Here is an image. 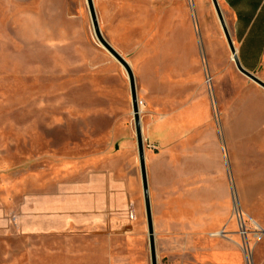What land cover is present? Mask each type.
Here are the masks:
<instances>
[{
  "label": "rangeland",
  "instance_id": "obj_1",
  "mask_svg": "<svg viewBox=\"0 0 264 264\" xmlns=\"http://www.w3.org/2000/svg\"><path fill=\"white\" fill-rule=\"evenodd\" d=\"M93 1L136 79L158 264H259L264 89L237 69L212 0ZM159 107L179 120L163 159ZM0 264H151L128 74L87 0H0Z\"/></svg>",
  "mask_w": 264,
  "mask_h": 264
},
{
  "label": "crops",
  "instance_id": "obj_2",
  "mask_svg": "<svg viewBox=\"0 0 264 264\" xmlns=\"http://www.w3.org/2000/svg\"><path fill=\"white\" fill-rule=\"evenodd\" d=\"M221 1L229 15V32L234 45H238L236 50L242 66L254 75L255 72H259L261 80L264 82V0ZM148 85L147 98H150L152 102L163 96L162 90L159 88L160 84L158 86L154 81L151 85L149 83ZM262 96L264 97V92H262ZM197 109V107H194L186 113L189 121L196 120L198 116ZM263 110L264 108L261 105V114L257 117V121L261 124L258 127L259 135L256 139V146L253 144L254 142L252 143L253 146H251L256 149L253 153L258 155H264ZM157 113L159 118L154 124L156 132L154 142L161 153L160 158L163 159L170 157L175 149V141L179 137V120L167 116L162 107L158 108ZM173 193V200L171 199L167 203L174 211H179L180 205H183V201L180 200V190L176 189ZM258 213V223L262 228L264 226V189H262V184H260L258 192ZM231 255L233 256V254ZM257 255L259 264H261L262 260L264 264V239L257 246Z\"/></svg>",
  "mask_w": 264,
  "mask_h": 264
},
{
  "label": "water",
  "instance_id": "obj_3",
  "mask_svg": "<svg viewBox=\"0 0 264 264\" xmlns=\"http://www.w3.org/2000/svg\"><path fill=\"white\" fill-rule=\"evenodd\" d=\"M213 6L215 8L216 14L218 16L220 25L222 27L224 36L230 48L231 54L233 55V61L239 70L244 76L258 84L260 87L264 89V82L258 78L256 75L248 72L241 64L239 57L237 55V50L231 38L227 23L225 21L223 12L221 10L220 4L218 0H212ZM89 12L91 15L93 27L95 34L101 43V45L117 60L121 66L125 69L128 74L129 84H130V92H131V101L134 115V123L136 130V139H137V147H138V157L141 169V177H142V185H143V193L145 200V208H146V216H147V224H148V234H149V245H150V256H151V264H158L157 261V250H156V241H155V229H154V220L152 213V205H151V197H150V189L147 175V165H146V154H145V145L143 140V131L141 125V117H140V106L138 100V92L136 86V79L133 73V70L127 60L123 58V56L115 50L103 37L101 33V29L99 26V21L97 17V13L95 10V5L93 0H87Z\"/></svg>",
  "mask_w": 264,
  "mask_h": 264
},
{
  "label": "built area",
  "instance_id": "obj_4",
  "mask_svg": "<svg viewBox=\"0 0 264 264\" xmlns=\"http://www.w3.org/2000/svg\"><path fill=\"white\" fill-rule=\"evenodd\" d=\"M139 106H140V104H139ZM241 228L243 229V234L246 235V227H245L244 222H243V224L241 225ZM258 232H259V235H257V236H264V229L260 228V229L258 230ZM249 263H250V262H249Z\"/></svg>",
  "mask_w": 264,
  "mask_h": 264
},
{
  "label": "bare ground",
  "instance_id": "obj_5",
  "mask_svg": "<svg viewBox=\"0 0 264 264\" xmlns=\"http://www.w3.org/2000/svg\"><path fill=\"white\" fill-rule=\"evenodd\" d=\"M234 43V42H233ZM233 56V55H232ZM236 211L237 210H239V214H241V215H243L244 213H241V208H240V206H239V204L238 203H236ZM255 223V222H254ZM246 255H247V260H248V262H250L251 261V259H250V253H248V251L246 252ZM250 264H251V262H250Z\"/></svg>",
  "mask_w": 264,
  "mask_h": 264
}]
</instances>
